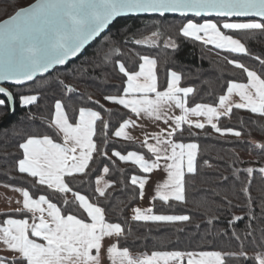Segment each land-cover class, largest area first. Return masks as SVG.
I'll list each match as a JSON object with an SVG mask.
<instances>
[{"label": "snow or ice", "instance_id": "obj_1", "mask_svg": "<svg viewBox=\"0 0 264 264\" xmlns=\"http://www.w3.org/2000/svg\"><path fill=\"white\" fill-rule=\"evenodd\" d=\"M124 14H159L161 18L165 14H179L181 24L178 34L200 42L203 46L211 45L218 50V54L225 53L223 58L227 64L239 69L246 78V82L228 81L226 94L218 97V106L197 103L189 108L186 101L194 89L179 87L181 76L176 71L169 70L167 86L160 90L155 58L137 53L139 63L136 70L129 69L121 59L112 60L113 51L119 56L124 55L120 48L109 47L108 52H105L104 65L111 62L126 78L120 92L115 95L102 94L105 102L122 106L137 117L145 115L156 121L163 120L166 125L173 118L161 111L162 104L174 102L183 112V115L174 117L175 126L152 134L151 138L155 143H148L146 137L144 145L153 159H146L144 154L137 151L122 155L120 151L113 150L112 156L119 161H131L145 174L162 167L167 173V179L158 186L153 200L159 198L164 202L170 199L183 202L186 173L197 171L198 144L177 142L172 138L178 131H182L181 125L184 123H187L190 135H193V127L205 129V123L189 120L187 116H205L207 124L215 132L221 135L231 134L236 138L241 137V131L228 126L221 127L214 120L230 116L233 108L245 109L264 118V56L254 55L240 38H236L246 30L251 33L250 39H254L256 35L264 36V0H35L26 6H19L0 20V94L5 97L0 98V108H7L9 113L14 114L17 96L21 108L35 104L38 94H21L14 89L26 88L28 82L35 83L37 78L42 79L40 74L50 75L56 66L65 65L89 41L99 37L110 22ZM189 14L192 18H189ZM153 27L156 31L149 37L142 38H137L135 33L128 34L130 30L126 29L125 37L119 43L154 48L159 47L162 42L165 47H177L170 36L166 37L160 25ZM106 43L111 45L112 41ZM232 54L249 56L259 63V67H250L235 57L229 58ZM98 55L99 52L94 57ZM5 83L9 86L5 87ZM43 87L58 88L61 94L76 91L59 78H54ZM234 93L240 97V101L235 104L231 101ZM87 103L104 110L100 101H93L90 96L87 97ZM54 110L53 120L58 129L55 134L61 137L62 142H56L47 134L27 136L18 145L22 149L18 171L28 174L34 185L46 186V189L62 195L64 198L60 203L63 208L58 207L47 194L33 198L27 189H17L22 192L23 200L22 207L14 211L25 218L8 217L0 222V242L11 253L0 256V264H104L105 258L109 264H227L233 258L251 261L252 264H264V228L256 229L252 226L254 220L264 218V198L258 202L250 190L253 173L258 171L264 174V167L238 170L247 174V184L240 189L245 195L247 211L245 215H233L227 221L231 229L230 239H235L239 244L237 250L152 251L150 254L133 255L130 248L121 243H127V235L131 229L122 227L121 223L109 222L105 216L108 205L102 207L99 202V198L110 200L113 193L109 189L123 181L113 180L101 186L102 182L98 177L93 190L97 194L96 202L71 186L76 174L90 178L91 173L87 170L91 164L96 163L97 158L101 162L107 159L109 163H115L108 155L109 121L103 119L101 111L89 106L79 107L78 116L70 119L62 99H55ZM107 111L111 113L110 109ZM98 121L103 125V148L94 139ZM130 123L134 121L123 119L115 136L130 139L125 132ZM102 171L109 173V166L105 165ZM236 178L239 179L238 175ZM222 179L227 181L228 178ZM146 183L147 175L131 177V184L139 187L140 198L145 195ZM69 193L72 199L67 198ZM222 200L227 211L233 207H241L233 204L227 195ZM256 207H259V216L255 214ZM132 212L130 220L134 222L190 220V216L185 214H154L152 208L136 207ZM245 216L248 223L244 230H238L234 225L243 221ZM218 219L219 217L213 216L207 223L211 224ZM124 223L127 224L128 221L125 220ZM223 234L229 235V229H224ZM246 243L258 249L254 255H248Z\"/></svg>", "mask_w": 264, "mask_h": 264}, {"label": "trees", "instance_id": "obj_2", "mask_svg": "<svg viewBox=\"0 0 264 264\" xmlns=\"http://www.w3.org/2000/svg\"><path fill=\"white\" fill-rule=\"evenodd\" d=\"M34 1L0 0V20L5 19L7 14H11L15 8L26 6ZM180 24V17L171 15L164 18L160 16L121 18L77 60L65 67L57 68L42 79L37 78L35 83L28 84L26 88L14 89L21 94H38V101L31 106L21 108L17 96L14 114L9 113L7 108H0V184L27 189L34 198L47 194L54 203L58 204V207L63 208L60 203L64 198L62 195L46 189V186L34 185L33 179L28 174L18 171V159L22 158V149H19L18 145L29 135L47 134L56 142H62L61 137L55 134L58 132L53 120L55 99H62L70 119L78 116L79 107L89 106L96 111H101L103 119L109 121L108 155L115 163L111 164L107 159L101 162L97 158L96 163L91 164L90 169L87 170L91 173L90 178L76 174L71 186L74 190H79L81 194L89 196L92 202H96L97 194L93 191L95 181L104 174L102 169L105 165L110 168V172L105 174L108 182L123 181L122 184L117 183L115 188L109 189L113 193L110 200L99 198L100 206L108 205L105 216L109 222L121 223L122 227L131 229L130 234L127 235V243L121 242L123 246H128L133 255L149 254L152 251L222 250L228 252L237 250L239 244L235 239H230L231 229L227 221L233 215L243 216L247 211L245 195L240 191L247 184V174L238 170L264 167V118L248 110L235 108L230 116L221 117L218 121L219 126H228L241 131L242 135L239 138L231 134L221 135L210 125H205L203 130L191 128L193 135L189 134L187 124L183 125L182 131H178L174 137L177 141L198 144L197 171L192 174L186 173L185 201L170 199L164 202L156 198L153 201V211L157 214L189 215V221H131V210L141 201L139 187L131 184V177L144 173L132 162L119 161L117 157L112 156L113 150L121 153L137 151L147 158H152L141 142L123 140L115 136V131L123 119H130L134 117V114L130 113V110L123 109L122 106L105 102L102 98V94L115 95L120 92L122 82L126 79L111 62L104 65L103 56L105 52H108L109 47L120 48L123 51V56L113 51L111 58L123 60L129 69L138 70L137 53L155 58L160 90L167 86L169 70L176 71L181 76L180 86L194 89L187 98L188 107H194L197 103L216 106L219 103L218 97L226 94L228 81L246 82L240 70L224 60L225 53L218 54V50H215L213 46H203L200 42L178 34ZM154 25H160L166 37L170 36L175 41L177 45L175 49L165 47L162 42L159 47L154 48L119 43L124 39L126 29L130 30L128 34L135 33L137 38H142L156 31ZM250 34V31L246 30L239 33L236 38H240L254 55L264 56V36L256 35L254 39H250ZM109 40L112 41L111 45L106 43ZM102 45L103 48H101ZM97 52L99 55L94 57ZM233 57L250 67H259L258 62L244 54L229 56V58ZM81 69L84 71H80ZM54 78H59L65 85L74 87L76 91L74 93L65 91L61 94L58 88L43 87L45 84H50ZM89 96L93 101L99 100L104 110L95 104H88ZM0 98L4 97L0 96ZM109 109L111 113L107 111ZM125 112L128 114L124 115ZM102 128L103 125L98 121L94 139L101 148L104 147ZM237 175L239 179L236 178ZM223 177H227V181H224ZM89 179L90 183L81 182ZM250 190L251 195L258 202L264 198V174L258 171L253 173ZM225 195L233 204L241 205V207H233L230 211L225 210L222 200ZM67 198L72 199L71 193ZM255 214L259 216V207H256ZM213 216L219 219L213 220L211 224L207 223ZM8 217L25 218L24 215L17 214L15 211L1 212L0 222ZM125 220L128 221L127 224L124 223ZM247 223L248 219L245 216L243 221L236 222L234 226L238 230H244ZM197 225L199 227H196ZM252 226L256 229L264 228V218L254 220ZM224 229H229V235L223 234ZM258 236L259 232H257ZM245 250L249 256H252L258 249L246 243ZM227 264H252V262L238 261L233 258L229 259Z\"/></svg>", "mask_w": 264, "mask_h": 264}, {"label": "crops", "instance_id": "obj_3", "mask_svg": "<svg viewBox=\"0 0 264 264\" xmlns=\"http://www.w3.org/2000/svg\"><path fill=\"white\" fill-rule=\"evenodd\" d=\"M178 86L181 87L180 82ZM231 101L233 102V104L239 102L240 101L239 95L235 93L232 94ZM186 106H187V103H186ZM216 106H218V104ZM161 111L167 113V117L173 118L169 120L168 125H166L163 122V120L156 121L155 119L150 118L145 115H141L140 117H137L134 114V117L129 119L131 121H134V123H130L129 126L125 129V132L128 133V136L130 137V139H125L124 137H117V138L123 139V140H136V141L141 142L144 145V141L147 137L148 143H155V141L151 138L152 134L159 132L163 128H166V127L170 128L171 126H175L174 117L183 115L182 110L176 107L174 102L162 104ZM187 119L193 120V121L199 120L200 122L205 123V125H208L207 118L205 116H196L193 114H189L187 116ZM214 122L218 123V121H215V120ZM184 124H187V123H184ZM184 124L181 125V128L183 127ZM172 139H175V138L173 137ZM177 142H180V141H177ZM121 154L126 155L127 153H121ZM153 158L154 157H152L151 159ZM146 159H150V158L146 157ZM127 162H131V161H127ZM161 165H163V161H161ZM142 175H147L148 183H146L145 185L144 197L141 198L140 203L136 205L134 208L136 207H141L142 209L152 208L153 210V201H154L153 197L155 196L158 186L162 185L164 181L167 179V173L161 167L158 169H153L151 173H148V174L144 173ZM137 176H140V175H137ZM100 179L102 182L101 186H103L105 183H108L105 177V173L100 177ZM17 189H21V188H16V187H11V186L0 184V213L14 211L17 208L22 207L23 195H22V192L18 191ZM153 213L157 214L154 211ZM132 215H133V212L131 210V216ZM15 219H21V218H15ZM29 222L31 223V219H29ZM3 255H11V253H9L6 249V246L2 242H0V256H3ZM104 264H109V261L106 258L104 260Z\"/></svg>", "mask_w": 264, "mask_h": 264}, {"label": "water", "instance_id": "obj_4", "mask_svg": "<svg viewBox=\"0 0 264 264\" xmlns=\"http://www.w3.org/2000/svg\"><path fill=\"white\" fill-rule=\"evenodd\" d=\"M35 2V1H34ZM34 2H32V3H34ZM169 15H171V16H179V14H165V16H169ZM143 16H159V14H124V15H121V16H119V17H116L112 22H110V24H109V26L102 32V34L99 36V37H97V38H94L92 41H89V43L88 44H86L85 46H84V48L81 50V52L80 53H78L77 54V56L76 57H72V58H70V60H69V62H67L65 65H63V66H56V69L57 68H61V67H65V66H67L69 63H71V62H73V61H75V60H77L85 51H86V49L88 48V47H90L95 41H97L105 32H107L110 28H111V26L117 21V20H119V19H121V18H131V17H143ZM189 17H191V14H189ZM55 69V70H56ZM55 70H52L51 71V73H53ZM47 75H49V74H40V77H44V76H47ZM30 83H32V82H28V84H30ZM4 86L5 87H8L9 85H8V83H5L4 84ZM0 96H2L3 97V95L2 94H0ZM5 98V97H4Z\"/></svg>", "mask_w": 264, "mask_h": 264}, {"label": "rangeland", "instance_id": "obj_5", "mask_svg": "<svg viewBox=\"0 0 264 264\" xmlns=\"http://www.w3.org/2000/svg\"><path fill=\"white\" fill-rule=\"evenodd\" d=\"M150 36V35H149ZM149 36H147V37H149ZM190 108V107H189Z\"/></svg>", "mask_w": 264, "mask_h": 264}]
</instances>
